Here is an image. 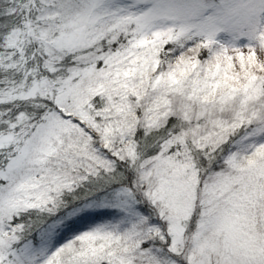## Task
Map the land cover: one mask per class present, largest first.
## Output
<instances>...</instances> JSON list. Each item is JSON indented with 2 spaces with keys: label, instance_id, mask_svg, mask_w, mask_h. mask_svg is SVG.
Segmentation results:
<instances>
[{
  "label": "snow or ice",
  "instance_id": "obj_1",
  "mask_svg": "<svg viewBox=\"0 0 264 264\" xmlns=\"http://www.w3.org/2000/svg\"><path fill=\"white\" fill-rule=\"evenodd\" d=\"M0 264H264V0H0Z\"/></svg>",
  "mask_w": 264,
  "mask_h": 264
}]
</instances>
